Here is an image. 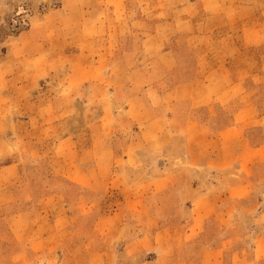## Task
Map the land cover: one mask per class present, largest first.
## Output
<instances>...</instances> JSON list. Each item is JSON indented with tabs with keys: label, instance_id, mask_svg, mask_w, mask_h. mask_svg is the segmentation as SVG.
I'll return each instance as SVG.
<instances>
[{
	"label": "crops",
	"instance_id": "obj_1",
	"mask_svg": "<svg viewBox=\"0 0 264 264\" xmlns=\"http://www.w3.org/2000/svg\"><path fill=\"white\" fill-rule=\"evenodd\" d=\"M196 5L200 6L195 14L196 20L191 16L190 19H181V23H190L188 33L194 38L197 49L203 52L204 48L218 45V33L227 31L231 35L223 43L239 44L245 51L240 54L220 51L214 55L213 67L162 91L160 84L176 67L171 51L173 46L146 58L144 46L148 39H143L137 54L121 55L111 52V31L116 27L110 28L112 30L106 32L103 39L104 51L92 57L87 67L91 71L100 69L95 64L105 59L106 75L100 81L105 80V94L109 96H114L115 88H131L115 109L128 116V123L134 127V142L117 156L110 145V130L97 132L92 128L87 134L89 145L83 147L79 146L77 139L74 141V137L61 139V144L69 147L65 148L63 161L70 163L68 182L86 189L117 187L119 198L108 202L105 211H99L105 216L102 229L105 238L112 233L119 234L121 253H134L139 258L151 255V259H139L133 264H225L228 257V264H264V53L256 58L259 69L248 63L254 60V49L264 45V24L261 28H244L237 37L234 34L241 8L237 7L236 0H197ZM201 17L203 20L199 19ZM173 23L176 25L175 20ZM210 23L214 25L210 26ZM36 33L30 27L17 34L13 42L35 46L39 41ZM173 33L179 32L173 30ZM148 36L155 38V32ZM42 39L40 52L25 61H12L13 65L6 74L0 75V110L11 106V100L5 99V95L13 92L16 95L13 103L17 102L14 110H24L26 123L32 120L37 125H41L39 112L28 115L31 112L28 108L39 110L44 108L43 103L52 105L63 94L70 93L71 97L77 92L71 85L64 90L60 89L61 86L44 87L49 85V79L60 75L56 69L51 71L49 61H58L60 67L63 58L51 57L44 47L49 40ZM79 45L75 40L69 43L70 59L85 60ZM239 56L245 58L239 60ZM129 59L148 60L155 81L137 87L134 68L126 64ZM39 61H42L41 65H38ZM238 61L245 63L239 66ZM97 75L92 72L88 77L93 82ZM121 77H126L127 81ZM39 89L43 100H33ZM109 105V112L106 108L105 116L100 115L93 126L103 119L106 123L111 121L114 106ZM4 123L8 124L7 120L0 119V126ZM255 131L260 132L256 142L248 134ZM159 134H165L168 143L182 141V155L171 162L155 160L145 165L147 151L150 157L155 156L152 151L159 146ZM9 169L11 167H5L0 172ZM66 170L64 168L63 172ZM130 173L149 175L143 181L123 184L125 174ZM259 187L262 188L261 198L253 207V192ZM14 188L17 187L11 180L0 185V209L14 208L20 203L12 193ZM57 203L59 201L50 207L54 208ZM88 205L85 206L89 214L95 205ZM18 212L0 216L3 222L15 221L7 235L17 240L28 237L27 232L34 223L41 228L37 237L39 243L45 242L50 234L59 236L81 219L77 212L68 209L42 220L39 215L32 214L31 208ZM249 217L254 228L245 230L241 222ZM86 218L85 221L91 220ZM97 220L94 218L92 225ZM76 228L81 230L80 225ZM69 233L72 234L70 230L67 235ZM12 246H3L11 250L9 260L2 258L0 264H26L25 254L29 250L17 242ZM54 250L56 252V248Z\"/></svg>",
	"mask_w": 264,
	"mask_h": 264
},
{
	"label": "rangeland",
	"instance_id": "obj_2",
	"mask_svg": "<svg viewBox=\"0 0 264 264\" xmlns=\"http://www.w3.org/2000/svg\"><path fill=\"white\" fill-rule=\"evenodd\" d=\"M226 1L229 2V0ZM196 2L197 0H0V75L6 74L7 69L13 65L12 61H25L40 52L39 45L43 41L42 38L46 37L49 40L48 43L45 42L47 45H44L47 53L51 57L62 56L63 59L60 62L61 69L58 61H49L51 71L56 69L60 75L59 78L49 79L47 81L49 85L44 87L50 89L61 86L60 89L64 90L63 88L71 85L75 87L74 90H77L72 94V99L70 93H67L55 100L52 105L42 102L44 108L39 110L35 107L28 108L31 111L28 115L39 112L37 114L41 125L32 123V120L26 123L28 120L23 118L24 110L13 108L17 104V102L13 103L16 95L13 92L5 95V99L11 100V106L0 110V119L8 122L0 126V169L5 167H11V169L0 172V185L5 183V180H11L17 187L12 190V193L20 203L18 202L14 208H1L0 216L14 215L18 211H27L31 208L32 214L39 215L41 220L61 213L63 209L75 211L77 217L81 218L59 236L50 234L43 243L37 240L41 232L39 225L31 223L27 232L29 236L17 240L6 233L15 221L6 223L0 220V261L2 258L9 260L11 249L3 246L10 248L15 242L29 250L25 254L26 264H133L139 259H151V255L148 254L139 258L134 253H121L122 245L119 244L117 233H112L105 238V230L102 229L105 226V216L99 211H105L109 205L108 202H115L119 198L117 195L119 191L117 187L86 189L69 183L67 175L70 163L63 162L66 155L64 152L67 150L65 148L69 147L61 144V139L74 137V141L76 142L77 139L79 146L83 147L87 144V134L92 128L97 132L110 130L112 137L110 145L117 156L127 145L134 142L132 134L134 127L128 123V116L119 112V109H115L122 98L131 92V88H115L114 96H109L105 94V80L100 81L105 79L106 75L105 59L95 64L100 69L91 71L87 67L92 57L104 51L103 39L106 37V32L112 30L110 28L116 27L115 31H111V37H113L111 52L121 55L137 54L143 39L145 41L148 39L144 46L146 58L166 47L173 46L171 51L174 52L172 55L176 67L160 84L162 91L175 83L193 79L195 75L213 67L214 55L220 51L239 54L245 51L239 44L223 43L231 35L227 31L218 33L216 39L219 41L218 45L204 48L203 52L197 49L194 38L188 33L191 29L190 23H181V19H190L191 16H194V21L196 20L195 14L200 9ZM236 5L241 9L237 13L238 25L235 28V36L240 37L244 28L263 26L264 0H236ZM199 19L203 20V17ZM212 25L214 23H210V26ZM30 27L37 32L35 35L39 38L37 45L13 42L17 34ZM173 30L179 33H173ZM152 32H155L153 36L155 38H149L148 35ZM72 40L80 43L79 48L83 52L81 56L86 61L69 58V43ZM96 44H98L97 48ZM263 53L264 45L254 49V60L248 61L254 69H259V61L256 58ZM243 58L245 57H238L239 60ZM244 63L245 61H238L239 66ZM41 64L42 61H39L38 65ZM126 64L134 68L137 87H145L155 81L156 76L150 72L148 60L129 59ZM92 72L94 75L99 72L98 81L92 79L93 82H91L88 75ZM121 80L125 82L127 78L121 77ZM100 83L103 84L99 85ZM35 97L33 100H43L40 89ZM109 104L114 106L111 121L107 118L106 123L103 119L102 122L93 126L92 124L100 115L105 116V110L110 107ZM248 134L254 142L260 137V132L257 131ZM164 135L159 134L161 137L158 140L159 146L156 151H152L155 156L150 157L148 151H145V165L155 160L163 163L171 162L182 155V141L168 143ZM64 168H67L65 172H63ZM125 175L122 179L124 182L121 180L118 184L122 182L127 185L128 182L133 184L139 180L143 181L149 174ZM103 184L105 185V181ZM138 190L142 191V189ZM261 192V187L253 192V207H256L257 201L261 198ZM57 201L59 203L51 208L53 206L50 207V205ZM25 202L29 204L25 205ZM88 204L95 205V209L89 214V209L85 206ZM86 217L91 220L85 221ZM94 218L98 220L92 225ZM241 224L245 230L254 228L250 217L248 220L243 218ZM78 225L81 230L79 228L77 230ZM91 228L94 230L91 231ZM69 230L72 234L67 235ZM52 248H56V252ZM50 249L52 251H49ZM229 261L228 257L225 259V264Z\"/></svg>",
	"mask_w": 264,
	"mask_h": 264
}]
</instances>
